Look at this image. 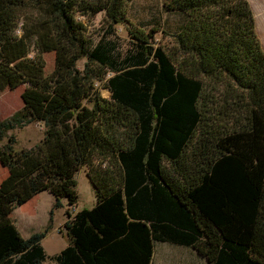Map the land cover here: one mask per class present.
<instances>
[{"label":"trees","instance_id":"obj_1","mask_svg":"<svg viewBox=\"0 0 264 264\" xmlns=\"http://www.w3.org/2000/svg\"><path fill=\"white\" fill-rule=\"evenodd\" d=\"M125 1L0 0V91L25 85L0 121V264H43L44 234L22 237L10 214L42 191L75 205L80 168L95 204L67 214L54 264H152L163 243L192 264H264V50L249 1L166 0L181 21L149 32ZM100 12L106 34L126 24V52L86 32L80 17ZM32 122L41 140L15 150L8 132Z\"/></svg>","mask_w":264,"mask_h":264},{"label":"rangeland","instance_id":"obj_2","mask_svg":"<svg viewBox=\"0 0 264 264\" xmlns=\"http://www.w3.org/2000/svg\"><path fill=\"white\" fill-rule=\"evenodd\" d=\"M97 1V0H96ZM166 0H126V18L134 27L145 30L158 29L160 25L168 23L175 26L181 21L177 14L166 13L162 4ZM254 12L257 34L264 50V0H248ZM19 14H35L32 9H27ZM86 27V32L95 42L99 39L110 40L115 47V52L122 54L130 47V38L127 33L126 24H114L111 34H106L108 20L103 12L92 17H80ZM21 21V20H20ZM20 30H17L19 33ZM155 38L158 43L170 46L171 39L157 33ZM33 50V47H32ZM31 54H35L34 50ZM44 60V74L50 75L55 67V53L53 51L42 54ZM86 58L77 62V67L82 69ZM95 86L104 98L109 97V90L105 81L96 82ZM25 85L21 84L14 89L5 88L0 91V121L9 118L14 112L23 106L22 93ZM43 127L39 122H32L23 128L8 132L14 135L15 150L31 148L37 144L43 135ZM7 175V170L0 165V182ZM75 190L77 193L76 204L70 206L66 199H61V205H55V198L48 191H42L22 205H17L10 214L12 222L22 235L27 238L33 233H43L41 245L45 251L46 258L43 264H54L53 256L58 254L67 244L68 236L63 224L68 219L67 214H73L78 210L91 208L95 204V195L91 183L85 175V168H80L74 175ZM154 254L152 264H192L194 253L188 251L187 247L174 246L169 243L159 244ZM199 259V258H198Z\"/></svg>","mask_w":264,"mask_h":264}]
</instances>
